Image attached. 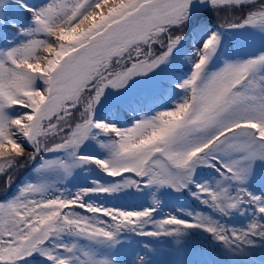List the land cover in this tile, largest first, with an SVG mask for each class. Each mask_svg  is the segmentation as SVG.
Instances as JSON below:
<instances>
[{
	"label": "snow or ice",
	"instance_id": "obj_1",
	"mask_svg": "<svg viewBox=\"0 0 264 264\" xmlns=\"http://www.w3.org/2000/svg\"><path fill=\"white\" fill-rule=\"evenodd\" d=\"M201 3H210L218 13L252 5L246 15L223 21L221 27L264 31V2L260 0ZM193 9L194 0H50L38 10L28 8L35 23L24 33L30 39L0 53L4 187L11 185L14 174L9 169L20 158L35 160L42 152L70 155L67 161L44 160L45 170L71 175L74 168L93 163L109 177L130 174L138 179L110 187L97 185L71 197L50 196L44 185H26L16 199L0 203V264H24L37 253L51 264H112L76 243H62L65 235L109 246L118 242L120 232L137 229L147 236H179L188 229H202L226 245L264 237L260 222L237 232L203 215H196L194 222L171 215L154 222L155 208L124 211L86 203L92 193L130 186L139 189L141 184L180 191L193 182L197 166L205 165L221 179L215 185H196L202 203L224 215L251 205L264 216V198L240 187L247 183L255 163L264 161V54L244 62H226L219 71H210L220 45L219 34L213 32L196 53L191 76L179 85L187 95L175 110L142 119L126 130L94 118L106 88L123 87L129 78L166 62L182 39L175 30L182 33L190 23L196 26ZM198 31L206 29L201 25ZM38 79L42 90L36 87ZM14 107L25 109V114L10 118L7 109ZM95 129L113 137L104 145L107 159L78 155ZM21 139L35 151L27 152ZM232 185L238 186L235 192ZM153 223L157 231H143Z\"/></svg>",
	"mask_w": 264,
	"mask_h": 264
},
{
	"label": "trees",
	"instance_id": "obj_2",
	"mask_svg": "<svg viewBox=\"0 0 264 264\" xmlns=\"http://www.w3.org/2000/svg\"><path fill=\"white\" fill-rule=\"evenodd\" d=\"M12 1L18 7V12L11 14V21L9 23L1 20V23L8 27L0 28V50L2 47L4 52L19 47L30 39L24 33L27 30L33 29L35 23L33 14L28 11V8L38 10L50 2V0ZM260 2H264V0H260ZM215 10L210 3H207L204 7H199L197 10H193L194 12L198 11L194 14L197 19H199L200 14H202L203 18L199 19L195 23L196 26H193L189 30L182 47L176 50V59L182 58V64L171 67L170 73L161 81V90L156 91L152 97L139 94L130 102L124 104V107H112L107 113H103L104 117L97 113L94 116L95 120L113 125L121 130H126L132 127V123H137L142 114L155 117L162 112L175 110L176 106L181 104L187 95L179 85L191 76L193 65L198 59L196 53L202 48L204 41L213 32L218 33V23L222 22L225 16H220V14L229 11L233 17L232 20L247 14L244 6L231 10H222L219 14L211 16L215 19L212 22L206 13ZM201 25L204 26L206 31H198ZM239 43L240 45H246L249 43V40L242 43L240 38ZM225 44L226 48L230 47V43L225 42ZM253 52L255 54L250 56L251 58L248 56L250 59L264 54V46H260L259 49ZM40 54L45 55L43 52ZM189 68L191 71H188ZM183 70L186 71V74L182 75ZM36 87L38 90H42L44 87L43 82L38 80ZM25 112L26 110L23 108L14 107L10 111L9 117L19 118ZM96 130L93 131L98 132L96 142L102 144V148L105 149L104 144H108V141H111L113 137L105 135L99 129ZM20 142L24 145V148L30 144L23 139ZM88 146L91 148L89 152L85 153L82 151L78 152V154L85 153L97 156L96 150L94 149L95 143L88 142ZM100 155L101 157L107 158L105 153ZM40 156H43L42 153ZM40 156L37 159L39 158L41 160ZM21 159L22 163L31 161L20 158L17 164L11 168V170H14L12 173L14 174V179L10 186L5 188V177L0 176V202L5 203V201L16 199L20 195L22 188L28 184H35L32 172L38 162L35 159L36 163H34L36 165L32 163L29 167L25 166L20 168V164H22L20 163ZM262 164L261 161H257L253 167L254 172H252L247 183L240 187L245 188L255 196L264 198V178H262L264 175V165ZM83 168L84 172L81 173V176H78L70 185H60L54 191L47 188V194L57 196L63 193L66 197H71L77 192L84 190L86 185L95 186L94 181H98L100 183L99 185L107 187L108 178L102 174V170L97 165L90 163V165L86 166V164H83ZM196 169L198 172L193 176V182L188 187L178 191L177 194L174 192L165 193L164 188L158 186L144 187L140 193L129 190L123 191L120 188V190L111 192L108 195L87 196L85 198L86 203L101 208L120 209L124 211H143L145 209L155 208L156 211L152 217L154 222L166 219L170 215L181 220L194 222L196 215H203L216 221L225 229L237 232L248 231L249 225L253 222L264 223V216H261L256 211V208L251 205H241L238 210L224 215L218 210L202 203L201 199L197 198L198 192L196 185H215L221 177L212 167L200 165ZM237 187V185H232L233 192H235ZM153 201H156V203ZM77 211L80 212L81 210L78 209ZM82 214L89 215L86 212ZM143 231H157V228L153 223L145 227ZM139 232V229L136 231L124 230L118 235V240L126 243V248L116 249L117 255L116 259H114V264H171L174 259L177 264H264V237L259 235L249 237L246 242L226 245L202 229H188L179 236H147L141 235ZM61 242L69 245L75 242L82 249H89L91 245V242L83 238L70 235H65ZM176 252L180 253L182 261L180 259L176 261ZM24 264H51V262L37 253L30 259L29 263L24 262Z\"/></svg>",
	"mask_w": 264,
	"mask_h": 264
},
{
	"label": "rangeland",
	"instance_id": "obj_3",
	"mask_svg": "<svg viewBox=\"0 0 264 264\" xmlns=\"http://www.w3.org/2000/svg\"><path fill=\"white\" fill-rule=\"evenodd\" d=\"M14 3L15 2L12 0H0V28H2V27L8 28L5 24L1 23V20H5L6 23H9L11 21V19H10L11 14L18 12V7ZM200 3H201V0H194V9L196 8V6H200ZM206 4L207 3H205L202 7L206 6ZM251 7H252V5H249V6L247 5V6H244V9H245V11H248V9ZM197 12H194V14H196ZM206 14H208L207 17H209L211 19V21L214 22L215 19H213L211 16H213L214 14H219V13L217 12V10H215L212 12H208ZM223 15H225V16H224L222 22L223 21H230L233 19V17L231 16L229 11H226L225 13L220 14V16H223ZM202 18H203V16H202V14H200L199 19H202ZM199 19H197L194 16L195 23L197 21H199ZM220 24L221 23H218V25H220ZM192 28H193V24L190 23L188 27H186L182 30V33H181V30H179V29L175 30V31H177L178 34H182V39L180 40V43L177 45V47L172 51L171 55L168 57L166 62L160 64L158 67L154 68L152 71H150L146 74L136 75V76L129 78L123 87H120V88L108 87V88H106L103 96L101 97L100 102L96 105L95 115L98 113V114L103 116V113H107L109 111V109L114 107V105H118L117 103H122V102L128 103V102H130L129 100L131 99L132 96L137 97L139 94H145L147 97H152L156 91L161 90L162 78H164L165 76H167L170 73L169 71H170L171 67L182 64V61H183L182 58L176 59V55H177L176 50L177 49L179 50L182 47V45H183V43L187 37V33ZM231 29L233 31L234 37L238 40V43H239L240 38L242 39L244 36H248L249 32L252 30L257 37L256 39L258 42V46H262V45L264 46V31H261L258 28H253V27L231 28ZM218 34L220 36V45H219V47H220L221 44L225 41V35H223L224 32H223V34H222V32H218ZM248 44H249V46H248ZM250 46H251L250 41L246 45H240V43H239V54H238L237 58H234V60L228 59L226 62L227 63H237V62H244V61L249 60L250 54H252L250 52L252 50L250 48ZM154 48L158 51H163L162 49H160L159 45H155ZM0 52L5 53L4 50H2V47H1ZM246 55H248L249 57ZM214 61H215V56L213 57L211 64H213ZM224 66H225V64L223 66H221L218 69V71L220 69H222ZM113 68L115 70H118V66L115 64H113ZM150 79H152V80H150ZM38 80H37V82H38ZM11 110H12V108L7 109L8 115L10 114ZM75 117H76V119H78L79 113H76ZM150 118H153V117L146 115V114L145 115L143 114L141 116V118L138 120V122H140L142 119H150ZM135 124L136 123H134L132 125V127ZM94 131H97V130L95 129ZM97 133L98 132H93L92 136L80 146L78 152H82V151L85 153L89 152L91 148L88 146V142L96 143L97 137H98ZM108 140H110V139H108ZM109 142L110 141H108V143ZM104 145H106V144H104ZM25 149L29 153L35 151V149L32 147L31 144L27 145V147H25ZM85 149H87V150H85ZM105 154L108 158L109 152L106 148H105ZM55 159H61V160L67 161L70 159V155L68 152L45 153L43 159L37 164L34 171L32 172L33 179L35 181V185H44V186H46V189L50 188L51 190L53 189V191H54L60 185H63V186L70 185L72 182H74V180L76 178H78V176H81V174H80L81 169L80 168L82 165L74 168L71 172V175H68V174H66L60 170L42 169V164H43L44 160H55ZM0 163H3V162L0 161ZM20 163H22V159L20 160ZM28 163L29 162H23L22 164H20V168L25 167ZM262 163H264V161H261V164ZM88 165H90V163L86 164V166H88ZM262 165H264V164H262ZM4 166L6 167V164ZM13 171L14 170L9 169V173L12 174ZM197 172H198V170L195 169L194 175L197 174ZM252 172H254V168H253ZM262 178H264V175L262 176ZM137 179L138 178L128 174L125 177H121L120 179L107 181V185L108 186L117 185V184L123 185L126 180H137ZM99 184L100 183L98 181H96L95 185H99ZM122 188L127 189V190H131L133 192H140L142 189H144L142 187H140L138 189L135 186H130V187H126V188L122 187ZM163 188L165 190V193H167V192H170V193L174 192L175 194L178 193V191L172 187L163 186ZM172 195H174V194H172ZM7 202H10V201H5V203H7ZM0 203H3V202H0ZM119 234H121V232ZM117 240H118V237H117ZM73 243H75V242H73ZM120 248L125 249L126 243L120 242L118 240L117 243L110 245V246L109 245H97V244L91 242L89 249L88 248H83V249H87V250L93 252L97 256V258H99V259H108L112 262V264H114V259H116V255H117L116 249H120ZM107 251H108V254H107ZM176 254H177V252H176ZM31 258L32 257H29L27 259V261H25V262L29 263ZM174 260L172 261L171 264H177V263H175Z\"/></svg>",
	"mask_w": 264,
	"mask_h": 264
},
{
	"label": "water",
	"instance_id": "obj_4",
	"mask_svg": "<svg viewBox=\"0 0 264 264\" xmlns=\"http://www.w3.org/2000/svg\"><path fill=\"white\" fill-rule=\"evenodd\" d=\"M92 194H106V193H92ZM91 195V194H90Z\"/></svg>",
	"mask_w": 264,
	"mask_h": 264
}]
</instances>
